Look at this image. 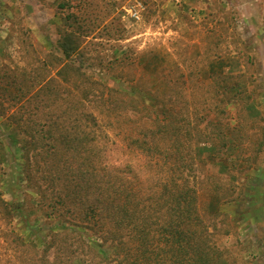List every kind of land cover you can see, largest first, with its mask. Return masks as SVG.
<instances>
[{
	"label": "rangeland",
	"instance_id": "1",
	"mask_svg": "<svg viewBox=\"0 0 264 264\" xmlns=\"http://www.w3.org/2000/svg\"><path fill=\"white\" fill-rule=\"evenodd\" d=\"M70 31L79 37L74 63L86 76L66 84L58 75L66 62L58 42ZM46 82L65 96L52 106L60 113L68 102L75 104L67 98L71 88L77 98L88 87L90 100L79 108L99 120L101 140L94 147L104 164L123 174L144 218L153 209L165 216L168 202L151 203L165 196L166 187L171 194L190 188L202 222L193 227L209 239L215 264H264V0H0V195L10 208L5 213L0 202V264H70L67 256L75 264H109L124 256L119 246L85 228L68 206L50 208L45 183L31 186L25 178L22 151L30 140H21L24 147L11 141L9 116L36 92L45 95ZM237 85L239 96L231 90ZM109 88L147 110L113 112L122 97ZM10 93L26 99L19 102ZM75 115H68L70 121ZM160 121L171 125L148 142L152 153L130 152L135 133ZM206 143L214 148L201 151ZM44 151H30L34 167L35 152ZM38 164L42 172L44 157ZM67 223L74 233L67 244L57 241L63 254L52 248L45 258L46 244ZM146 227L153 245L124 264H174L176 256L164 252L173 234L163 222ZM74 241L78 250L70 256Z\"/></svg>",
	"mask_w": 264,
	"mask_h": 264
},
{
	"label": "trees",
	"instance_id": "2",
	"mask_svg": "<svg viewBox=\"0 0 264 264\" xmlns=\"http://www.w3.org/2000/svg\"><path fill=\"white\" fill-rule=\"evenodd\" d=\"M75 36L76 32H65L58 42V46L66 60L62 68L59 69L58 75L61 81L66 84H69L73 78L82 76L85 79L86 76L82 72L81 66H76L74 63L77 56H79L77 43L79 37ZM70 73L74 77L70 78ZM86 80L90 82V78H86ZM84 81L81 82L82 85L86 83ZM77 85L76 82L75 86ZM76 89V87L75 89L71 88V95L65 93L69 96L67 98H75V104L72 105L71 102H68L64 113L52 109V106L65 99V96H63L64 94H62L59 86H53L50 82L45 83L42 90V92L45 91V95H42V97L37 92L33 97L27 99L24 95L9 94L12 99L19 100V102H22L20 101L21 98L26 99L24 105H20L21 109H15L8 120L13 125V131L10 134L13 145L20 147L23 146L20 145L21 140L25 142L30 140L29 145L23 146L22 151L25 178L30 182L29 184L32 186V182H35V186H37V181L45 183V201H50V208L60 211V209H66L68 206L80 218H83V222L80 224H84L85 228L91 230L104 242L117 244L124 256L119 255V259H114L108 262L109 264H113V262L121 264L125 259L127 261L140 256L139 251L144 250V252H147L146 250L153 245L154 239L150 237L151 234L146 226L149 225V221L153 220L157 224L163 222V229L173 234L170 240H166L168 241L166 244L167 249L164 248V252L165 255L176 256L174 264H215L218 261V255H215L216 253L209 239L204 232L195 231V227H193L194 221L202 224L195 211L197 209L196 192L189 188L171 194L170 189L166 187L165 196L153 199L151 203V205L156 206L160 205V200H165V203L168 202L169 208H167L165 216L159 217L155 214L156 209H153V213L144 218L146 213L144 209H140L141 201L137 199V194L134 191L128 190L123 174L116 172L115 167L104 164L101 150L94 147L101 140V136L95 131L99 120L96 116L79 108V105L88 103L87 101L90 100V90L85 87L81 90L82 94L80 92L82 97L76 98L74 96ZM231 90L236 94L235 96H239L243 91L238 85L232 87ZM108 93H112V95L118 93L122 97V101L115 102V105L119 104V108L117 109L115 106L113 112L129 107L130 110L131 107L138 109L137 113L147 110L146 108L143 110L138 106L128 105L132 103L139 105L140 102L117 89L109 88ZM106 100L110 101L111 99L107 97ZM72 112H75L76 115L73 121H70L68 115H72ZM3 113L0 110V114ZM24 117L27 119L25 118L26 124L22 127ZM79 120L92 123L94 126L92 131L88 129L89 124L79 127V124H77ZM170 125V123L160 121V123L156 122L154 127L144 128L142 129L143 132L135 133L132 140L128 142V146L131 148L130 152L133 149H141L143 152L151 154L152 151L148 150V142L154 140L157 134H167ZM39 148H45V151L43 153L35 152L37 166L34 167L30 151ZM213 148V143H206L201 151ZM42 157L45 159V169L40 172L38 163ZM47 189H52L50 196L46 195ZM53 191L55 192L54 196ZM0 202L5 213L9 214L10 208L1 195ZM146 202H150V198ZM62 216H65V214ZM154 217L156 218L153 219ZM143 218L144 223H141L140 219ZM157 219L161 221H157ZM71 224L67 223L65 225V231L53 234L52 242H48L45 246V258L52 248H56L58 253L63 254L57 241L62 238L64 239L62 242L65 244L69 242L73 237L71 234L73 231L69 230ZM183 224L186 225V229L183 228ZM77 240L78 242L83 240L84 243H82L89 246L88 241L80 233L77 235ZM76 244V241L69 243V247L75 248L71 251L73 253L70 256H74L78 250ZM69 247L65 249L70 250ZM66 258L69 260L66 262L75 264L74 257L67 256ZM136 261L138 262L137 259ZM45 262L48 263L49 261L46 260Z\"/></svg>",
	"mask_w": 264,
	"mask_h": 264
},
{
	"label": "built area",
	"instance_id": "3",
	"mask_svg": "<svg viewBox=\"0 0 264 264\" xmlns=\"http://www.w3.org/2000/svg\"><path fill=\"white\" fill-rule=\"evenodd\" d=\"M130 12H131L132 16L138 18V15H137L138 12L135 8H132Z\"/></svg>",
	"mask_w": 264,
	"mask_h": 264
}]
</instances>
